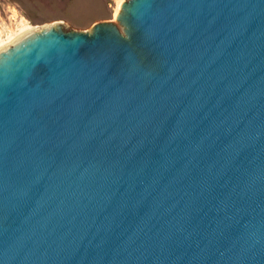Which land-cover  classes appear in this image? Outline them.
<instances>
[{
  "label": "water",
  "instance_id": "1",
  "mask_svg": "<svg viewBox=\"0 0 264 264\" xmlns=\"http://www.w3.org/2000/svg\"><path fill=\"white\" fill-rule=\"evenodd\" d=\"M0 264H264V0L2 46Z\"/></svg>",
  "mask_w": 264,
  "mask_h": 264
},
{
  "label": "rangeland",
  "instance_id": "2",
  "mask_svg": "<svg viewBox=\"0 0 264 264\" xmlns=\"http://www.w3.org/2000/svg\"><path fill=\"white\" fill-rule=\"evenodd\" d=\"M119 1L127 0H0V39L21 18L36 27L56 22L72 29H91L99 21L115 18Z\"/></svg>",
  "mask_w": 264,
  "mask_h": 264
},
{
  "label": "bare ground",
  "instance_id": "3",
  "mask_svg": "<svg viewBox=\"0 0 264 264\" xmlns=\"http://www.w3.org/2000/svg\"><path fill=\"white\" fill-rule=\"evenodd\" d=\"M121 4H122V1H119L118 5H117L118 7L116 10L115 16L117 15L118 11L120 10ZM18 22L19 23L17 24V27L12 28L10 30V33H8V36L5 39H2V38L0 39V48L2 46H4L5 44H7L8 42L30 32L36 28H38L36 26H33L26 18H21V19H19Z\"/></svg>",
  "mask_w": 264,
  "mask_h": 264
}]
</instances>
